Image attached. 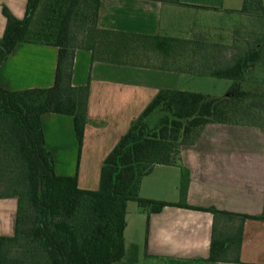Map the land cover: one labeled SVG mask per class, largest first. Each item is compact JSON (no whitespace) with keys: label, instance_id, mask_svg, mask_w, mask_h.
<instances>
[{"label":"crops","instance_id":"0c3cea01","mask_svg":"<svg viewBox=\"0 0 264 264\" xmlns=\"http://www.w3.org/2000/svg\"><path fill=\"white\" fill-rule=\"evenodd\" d=\"M244 1L102 0L95 25L73 49L72 84L89 85L82 145L73 115L42 116L56 172L77 174L81 188L98 189L105 158L160 89L184 90L188 82L215 77L189 68L203 61L195 42L226 44L228 39L191 19L205 13L241 14ZM27 2L0 0V38L7 25L4 8L22 19ZM166 37L183 42L171 46ZM59 50L52 44L18 43L0 64V85L10 90L51 87ZM184 175L189 183L182 194ZM139 193L226 212L215 216L183 205L150 212L129 201L124 237L127 245H138L139 264H264V124L207 123L195 142L181 147L177 163L156 164L143 177ZM18 205L16 196H0V250L1 237L15 233ZM213 239L216 260L210 259Z\"/></svg>","mask_w":264,"mask_h":264},{"label":"trees","instance_id":"16d2710c","mask_svg":"<svg viewBox=\"0 0 264 264\" xmlns=\"http://www.w3.org/2000/svg\"><path fill=\"white\" fill-rule=\"evenodd\" d=\"M86 1L95 25L102 0ZM80 2L28 0L22 19L4 8L7 25L0 38V64L20 42L52 44L60 50L51 87L10 90L0 85V166L17 174L21 181L20 189L12 191L8 186L0 193L16 196L19 202L14 235L1 237L0 264H139L138 245L127 248L124 237L129 201H136L150 212L166 205H183L209 210L215 216L226 213L213 207L144 198L139 193L143 177L156 164L177 163L181 147L195 142L207 123L264 124V100L243 86L262 64V48L232 52L227 44L200 40L194 48L203 61L189 68L203 75L231 79L224 95L160 89L105 158L98 189L81 188L77 174H58L46 144L42 116L46 112L73 115L82 145L89 85L74 86L71 81L73 49L80 44L73 32ZM240 11H256L264 16L262 0H245ZM162 39L171 46L183 42L174 37ZM188 183L184 175L182 194L187 192ZM27 216L32 218L29 225ZM15 245L22 252L10 255L9 249ZM215 248L213 239L211 260L218 257Z\"/></svg>","mask_w":264,"mask_h":264},{"label":"rangeland","instance_id":"374dc122","mask_svg":"<svg viewBox=\"0 0 264 264\" xmlns=\"http://www.w3.org/2000/svg\"><path fill=\"white\" fill-rule=\"evenodd\" d=\"M86 0H81L79 5V15L74 20L73 32L82 36L86 31L94 26L92 9L87 6ZM193 25L210 30L214 27V32L226 36L229 51L246 50L250 48L260 47L264 54V16L258 12L241 14L224 13L222 15L205 13L204 15L194 16L191 19ZM211 24H214L211 26ZM203 81L198 84L188 82L184 90L199 91L212 95H224L232 84L229 79L217 77H201ZM244 88L252 90L256 98L264 100V58L262 64L257 65L249 76V79L243 84ZM155 116L150 118L153 120ZM20 179L17 174L11 173L4 167L0 166V193L6 192L8 186H11L13 191L16 187L21 188ZM132 204H137L133 201ZM32 221L30 216H27L26 223L29 225ZM129 248V245H127ZM10 255H16L22 252V248L15 245L9 249Z\"/></svg>","mask_w":264,"mask_h":264}]
</instances>
